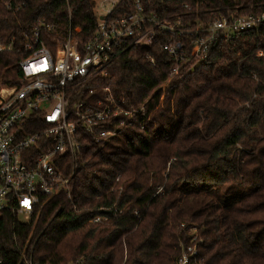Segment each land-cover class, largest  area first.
<instances>
[{
	"label": "trees",
	"instance_id": "trees-1",
	"mask_svg": "<svg viewBox=\"0 0 264 264\" xmlns=\"http://www.w3.org/2000/svg\"><path fill=\"white\" fill-rule=\"evenodd\" d=\"M261 2L146 7L208 21ZM132 9V0H121L113 16ZM97 21L95 0H0V37L16 43L0 61L6 83L20 84L25 34L40 27L53 48L70 25L89 39ZM173 65L158 44L133 46L109 64V80L99 83L126 109L144 106V115L111 126L116 134L104 143L84 135L70 196L49 197L28 220L0 216L3 264H176L191 225L203 239L201 264H264V24L219 37L206 59L171 76Z\"/></svg>",
	"mask_w": 264,
	"mask_h": 264
},
{
	"label": "built area",
	"instance_id": "built-area-1",
	"mask_svg": "<svg viewBox=\"0 0 264 264\" xmlns=\"http://www.w3.org/2000/svg\"><path fill=\"white\" fill-rule=\"evenodd\" d=\"M120 1L95 0L101 13L87 40L71 25L53 48L46 45L40 27L25 34L19 85H8L6 69L0 68V216L8 211L28 220L49 197L59 192L70 196L84 135L104 143L116 134L111 126L121 128L144 115V106L126 109L109 85L99 83L109 80V64L131 47L158 44L174 60L170 71L174 76L191 59H206L219 37L231 39L264 24V2L220 10L208 21H184L147 10L146 4L153 0H132V11L115 18ZM7 7L11 9V3ZM184 7L191 10L188 4ZM15 50L14 37L8 41L0 37V61ZM147 57L155 63L154 57ZM188 234L190 240L181 244L176 264H201L198 246L203 239L195 226L188 228Z\"/></svg>",
	"mask_w": 264,
	"mask_h": 264
},
{
	"label": "rangeland",
	"instance_id": "rangeland-1",
	"mask_svg": "<svg viewBox=\"0 0 264 264\" xmlns=\"http://www.w3.org/2000/svg\"><path fill=\"white\" fill-rule=\"evenodd\" d=\"M100 0H96V2L98 3ZM117 1V0H116ZM96 13H97V15H100V13H101V10H99V9H97L96 10ZM195 227H197V226H195ZM190 233H192V230L190 231ZM197 234H198V230H197ZM199 239H202V238H199Z\"/></svg>",
	"mask_w": 264,
	"mask_h": 264
}]
</instances>
